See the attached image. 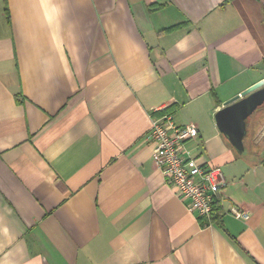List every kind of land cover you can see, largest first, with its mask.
<instances>
[{"label":"crops","instance_id":"1","mask_svg":"<svg viewBox=\"0 0 264 264\" xmlns=\"http://www.w3.org/2000/svg\"><path fill=\"white\" fill-rule=\"evenodd\" d=\"M263 55L264 0H0V264H264V105L248 152L215 122ZM169 108L219 226L154 164Z\"/></svg>","mask_w":264,"mask_h":264},{"label":"built area","instance_id":"2","mask_svg":"<svg viewBox=\"0 0 264 264\" xmlns=\"http://www.w3.org/2000/svg\"><path fill=\"white\" fill-rule=\"evenodd\" d=\"M155 113L158 116L151 118L148 134L154 144V164L163 170L175 196L188 202L189 213L199 218L208 216L215 201H221L225 186L221 172L199 163L185 148L186 143L198 135L194 124L177 125L170 113L158 110ZM232 212L237 213L236 209Z\"/></svg>","mask_w":264,"mask_h":264},{"label":"water","instance_id":"3","mask_svg":"<svg viewBox=\"0 0 264 264\" xmlns=\"http://www.w3.org/2000/svg\"><path fill=\"white\" fill-rule=\"evenodd\" d=\"M263 105L264 81H260L223 103L222 108L215 113L219 131L238 153L244 151L243 139L248 118Z\"/></svg>","mask_w":264,"mask_h":264},{"label":"trees","instance_id":"4","mask_svg":"<svg viewBox=\"0 0 264 264\" xmlns=\"http://www.w3.org/2000/svg\"><path fill=\"white\" fill-rule=\"evenodd\" d=\"M187 24H189L188 22H186ZM179 26V25H178ZM176 27V26H175ZM170 30L172 28H169ZM263 65H264V55H263ZM263 108V107H262ZM262 108L258 109L249 119H248V123L250 120H253V118L255 117L256 113L259 111V110H262ZM169 109H166L164 112H167ZM247 126L251 127L250 125L247 124ZM248 142H250V138H245L243 140V143H244V147L246 149V151L248 152ZM222 216H223V210H222V207H221V202L216 200L215 201V204H214V207H213V210L212 212L206 216V217H200L199 218V221L201 223V226L202 227H205V226H209V225H212V224H215V225H220L222 222H221V219H222Z\"/></svg>","mask_w":264,"mask_h":264},{"label":"rangeland","instance_id":"5","mask_svg":"<svg viewBox=\"0 0 264 264\" xmlns=\"http://www.w3.org/2000/svg\"><path fill=\"white\" fill-rule=\"evenodd\" d=\"M250 122V121H249Z\"/></svg>","mask_w":264,"mask_h":264}]
</instances>
